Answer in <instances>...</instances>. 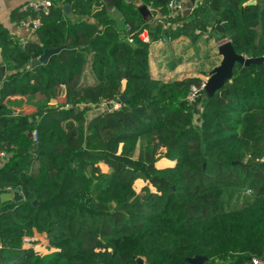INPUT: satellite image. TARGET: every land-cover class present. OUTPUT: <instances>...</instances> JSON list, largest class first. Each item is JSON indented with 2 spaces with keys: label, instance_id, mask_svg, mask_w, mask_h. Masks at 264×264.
I'll return each mask as SVG.
<instances>
[{
  "label": "trees",
  "instance_id": "trees-1",
  "mask_svg": "<svg viewBox=\"0 0 264 264\" xmlns=\"http://www.w3.org/2000/svg\"><path fill=\"white\" fill-rule=\"evenodd\" d=\"M141 1L168 11L169 0ZM206 1L237 54L264 55V0ZM114 5L123 25L138 30L131 42L103 0H50L46 10L13 11L40 20L37 41L23 47L0 25L10 71L4 75L0 63V153L11 152L0 168V192L24 193L0 203V264L264 258V62H236L209 96L188 100L203 79L154 76L151 41L139 36L143 28L158 38L181 32L144 23L130 2ZM60 44L45 63L30 65ZM86 70L95 81L80 82ZM38 92L46 101L39 115L2 116L9 96ZM99 104L108 107L88 117ZM239 188L249 194L232 206L224 193ZM24 238L34 240L25 245Z\"/></svg>",
  "mask_w": 264,
  "mask_h": 264
},
{
  "label": "crops",
  "instance_id": "crops-1",
  "mask_svg": "<svg viewBox=\"0 0 264 264\" xmlns=\"http://www.w3.org/2000/svg\"><path fill=\"white\" fill-rule=\"evenodd\" d=\"M42 1H46V0H0V25L5 29L6 36L12 43H16L20 47H23L24 44L28 41H37L36 32L32 31L30 27L26 25H22L20 23V20L22 18L20 16L16 15V17H12V15H13V11L15 10L17 12H20L19 8L24 4H28L30 2H42ZM125 1L129 2L127 0ZM190 1H191V6L187 8L186 4ZM180 2L183 4L181 16L167 23L164 21V14L160 10L153 9L149 5L143 3L147 6L149 11L153 10V13H151L150 18L148 20H145L142 17V15L139 13L137 8L131 2L130 3L136 8L138 13L141 15L144 23L151 24V26H154L156 25L157 22L158 23L160 22L161 24L163 23V27H170L171 29H174L181 27L183 25L182 23H186L189 17H191L195 13V9H196L195 8L196 4H194L192 0H180ZM106 6L109 9L110 16L115 21L116 26L119 28L123 27L124 26L123 20L120 12L116 9L114 5V0H112L111 6H108L107 4ZM63 12L66 18L72 19V17H74L70 6L68 12H65L64 10ZM83 19L95 22V20L92 17L84 16ZM185 26H186L185 27L186 33L190 34V29L187 28L188 25L186 24ZM141 32L151 41L150 70L154 76L161 75L164 79H169L184 74V75L198 76L203 79V77L200 75L201 73L193 69H190L189 68L191 66L190 62L185 61V59L186 58L188 59V56H190L189 53L191 49L189 47V44L185 48L186 51H183V53L181 52V56L183 58L173 63V65L169 64L170 67L168 65V59H171L170 58L171 55L180 50V46L178 43H183V42L186 43L188 41L187 38H184L183 35L184 32H181L178 36H176L175 39H173V41H176V44L174 43L173 45H172L173 41L171 44L162 43L161 41L158 40V37H156V35L151 34L146 28H143ZM210 45H212V42L210 43ZM162 49L165 50V52ZM0 63H1L2 73L4 75L9 74L10 71L5 69V65L2 60L1 53H0ZM185 64H187V66H185L187 67L186 70L183 69ZM181 68L185 71V73L181 72ZM93 81H95L93 75L90 74L89 71L87 70L80 78V82L90 83ZM203 81L205 80L203 79ZM45 102L46 101L44 99V95L41 92H38L34 95H11L5 101L7 109L5 111H2L1 114L3 117L27 115L30 116L31 118L32 115L37 116L42 112V110L46 106ZM95 114L97 113H94L93 115ZM7 157L8 156L6 155H0V168L7 165L8 163Z\"/></svg>",
  "mask_w": 264,
  "mask_h": 264
},
{
  "label": "rangeland",
  "instance_id": "rangeland-1",
  "mask_svg": "<svg viewBox=\"0 0 264 264\" xmlns=\"http://www.w3.org/2000/svg\"><path fill=\"white\" fill-rule=\"evenodd\" d=\"M195 4V13L191 17H189L186 23H182L183 25L181 27L174 28V30L177 29L176 31H178L179 33L184 32V38H187L188 41L186 43H178L180 46V50L171 55V59H168V65H173V63L183 58L181 56V52L183 53V51H186L185 48L189 44V47L191 49L189 53L190 56H188V59L186 58L185 61H189L191 65L189 68L201 73L200 75L203 77V79L208 82L210 80L213 69L220 63L221 60V56L219 55L217 50L218 46L226 42V39L214 28L217 18L210 8L208 1L203 0ZM186 24L188 25L187 28L190 29V34L186 33ZM143 37L144 36H142V38ZM175 38L176 36L171 35V41H169L167 44H171L173 39ZM211 42L212 45H210ZM174 43L176 44V41H173L172 45ZM163 51L165 52V50ZM185 66H187V64L184 65V70L187 69V67ZM183 69L181 68V72L185 73ZM107 107L108 106L106 104L92 105L87 111V116L90 117L94 113L102 112ZM160 163L167 162L165 160H161ZM141 184L142 182L140 180H137L135 182V188L137 189ZM224 194L226 199H228L229 195H232L230 198V204L234 206L237 205L238 201L243 199L244 196L248 195L249 192L247 191V189L239 188L234 189L233 191L229 190ZM24 244L28 245L29 242L24 241Z\"/></svg>",
  "mask_w": 264,
  "mask_h": 264
},
{
  "label": "water",
  "instance_id": "water-1",
  "mask_svg": "<svg viewBox=\"0 0 264 264\" xmlns=\"http://www.w3.org/2000/svg\"><path fill=\"white\" fill-rule=\"evenodd\" d=\"M108 6H111L112 0H103ZM131 2L139 11V13L142 15V17L145 20H148L150 18L151 13H153V10L149 11L147 6L143 4L141 0H127ZM253 3V1H248L246 4ZM187 8L191 6V1L186 4ZM63 10L65 12H68L69 6L66 4L63 6ZM215 30L217 32L221 33L223 32V27L221 26L220 20H216V24L214 26ZM64 47L63 44H60L59 46L52 47V48H45L43 52L37 56L36 58L32 59L30 61L31 66H35L37 64L45 63L48 59V57L51 54L58 53L62 48ZM218 53L221 56L220 63L213 69V72L211 74L210 80L208 82H205L203 91L198 94V97H207L209 96L213 89L220 85L225 79L229 78L231 76V72L233 69V66L236 62L243 64L245 67H248L250 64H258L261 62H264V55L259 57H250L245 58L244 56L237 54L231 43L226 40V42L220 44L218 46ZM126 95H120L118 97V100L121 102H124L127 100ZM30 137V134H27ZM6 156H10L11 152H8L5 154ZM234 161L233 163H235ZM24 193L22 190L18 188H10L7 191L0 192V203L7 201V200H13V201H19L23 198ZM191 264H202L205 258L203 256H193L187 259ZM137 264H142V259L137 258Z\"/></svg>",
  "mask_w": 264,
  "mask_h": 264
},
{
  "label": "built area",
  "instance_id": "built-area-1",
  "mask_svg": "<svg viewBox=\"0 0 264 264\" xmlns=\"http://www.w3.org/2000/svg\"><path fill=\"white\" fill-rule=\"evenodd\" d=\"M201 0H192V2L195 4L197 2H199ZM50 5V1L46 0V1H42V2H30L28 4H24L22 5L19 10L23 11L25 10L27 7L32 8L33 10H37L39 8H42L43 10H46L48 8V6ZM182 6L183 4L180 2V0H169V2L167 3V13L164 15V21L170 22L175 18H178L179 16H181V12H182ZM20 23L22 25H26L28 27L31 28L32 31H35L36 28L40 25V20L38 18H32V17H27L25 19H21ZM122 31H121V36L127 40L128 42H131L133 39V35L134 33H136L138 30H132L129 24H124V26L122 27ZM139 36L142 38V36H144L142 39L145 41H150L145 35H143L142 32H140ZM159 41H161L162 43H168L171 40L170 36H159L158 38ZM205 85V81H203L199 86H191L190 87V92L187 96L188 100H193V98L195 96H198V94H200L204 88ZM111 104L112 107H118L119 106V102L117 101H111L109 102ZM108 106V105H107ZM32 137L35 138L36 137V132L33 130L31 133ZM0 155H4L3 152L0 153ZM32 240H34L33 238H24V241L27 242H31ZM251 264H264V258H257L254 257L251 259Z\"/></svg>",
  "mask_w": 264,
  "mask_h": 264
}]
</instances>
